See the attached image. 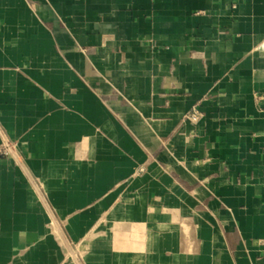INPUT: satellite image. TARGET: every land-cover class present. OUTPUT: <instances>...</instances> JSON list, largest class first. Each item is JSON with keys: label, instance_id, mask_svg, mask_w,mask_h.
Masks as SVG:
<instances>
[{"label": "crops", "instance_id": "1", "mask_svg": "<svg viewBox=\"0 0 264 264\" xmlns=\"http://www.w3.org/2000/svg\"><path fill=\"white\" fill-rule=\"evenodd\" d=\"M0 145V264H264V0H0Z\"/></svg>", "mask_w": 264, "mask_h": 264}, {"label": "built area", "instance_id": "2", "mask_svg": "<svg viewBox=\"0 0 264 264\" xmlns=\"http://www.w3.org/2000/svg\"><path fill=\"white\" fill-rule=\"evenodd\" d=\"M191 118L193 120H196L198 118V112H197V110H193V112L191 113ZM7 149H8V145H0V154H2V153H4V154L8 153Z\"/></svg>", "mask_w": 264, "mask_h": 264}]
</instances>
